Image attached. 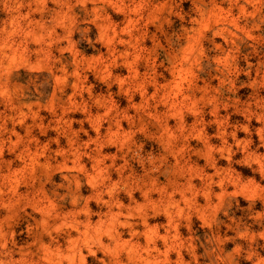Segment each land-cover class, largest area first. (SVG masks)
<instances>
[{"label": "rangeland", "instance_id": "374dc122", "mask_svg": "<svg viewBox=\"0 0 264 264\" xmlns=\"http://www.w3.org/2000/svg\"><path fill=\"white\" fill-rule=\"evenodd\" d=\"M0 264H264V0H0Z\"/></svg>", "mask_w": 264, "mask_h": 264}]
</instances>
